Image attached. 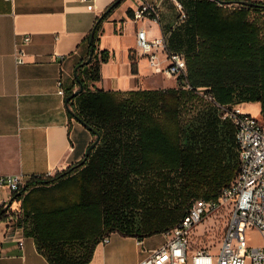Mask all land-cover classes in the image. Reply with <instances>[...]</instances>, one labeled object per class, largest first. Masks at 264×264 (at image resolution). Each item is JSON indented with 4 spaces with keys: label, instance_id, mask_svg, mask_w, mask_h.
<instances>
[{
    "label": "trees",
    "instance_id": "1",
    "mask_svg": "<svg viewBox=\"0 0 264 264\" xmlns=\"http://www.w3.org/2000/svg\"><path fill=\"white\" fill-rule=\"evenodd\" d=\"M123 1L114 0L96 18L85 37L92 58L78 64L65 92L67 98L82 87L66 106L71 118L92 127L95 145L87 158L54 176H33L12 195L16 200L30 188L50 187V200L24 205L23 218L54 264H87L95 245L113 231L139 238L161 233L195 199H217L239 172L235 128L217 104L259 101L264 112V40L259 23L250 20L264 10L260 1L179 0L187 16L177 28L191 26L189 52L168 45L186 56L187 76L177 87L92 88L101 78L100 63L110 58L106 49L97 55L99 33ZM230 3L237 6L230 9ZM4 208L0 220L7 217ZM14 219L22 223L18 214Z\"/></svg>",
    "mask_w": 264,
    "mask_h": 264
},
{
    "label": "crops",
    "instance_id": "2",
    "mask_svg": "<svg viewBox=\"0 0 264 264\" xmlns=\"http://www.w3.org/2000/svg\"><path fill=\"white\" fill-rule=\"evenodd\" d=\"M113 1L94 0L89 8L80 0H0V176L18 175L26 183L33 176H54L84 158L95 136L69 116L66 97L58 94V82L65 92L71 88L76 67L89 55L85 37ZM142 1L154 0H124L103 22L96 52L99 56L101 50H109L110 58L100 63L101 78L92 88L128 92L178 86L180 77L153 73L147 60L138 55L137 30H147L151 38L164 35L171 50L189 52L191 25L177 28L179 12L172 0H160L158 23L135 22L133 12ZM252 14L261 15L264 10ZM25 36L30 37L27 44H23ZM261 37L264 40L262 31ZM18 49L25 52L22 64L15 60ZM154 75L165 76L172 83L154 84ZM244 106L264 122L261 102H245ZM47 189L50 187L30 188L12 200V190L0 185V208L8 207L22 222L10 217L0 220V264H54L29 232L32 222L24 228L23 218L24 205L50 200ZM164 232L151 240L153 235L139 238L115 230L106 245H95L87 264H139L148 250L166 241ZM205 232L204 228L201 235ZM251 233L259 234L248 231L249 243L261 246L263 241H254Z\"/></svg>",
    "mask_w": 264,
    "mask_h": 264
},
{
    "label": "built area",
    "instance_id": "3",
    "mask_svg": "<svg viewBox=\"0 0 264 264\" xmlns=\"http://www.w3.org/2000/svg\"><path fill=\"white\" fill-rule=\"evenodd\" d=\"M93 7L94 0H80ZM175 2L179 12L177 25L187 14L179 0ZM232 5L231 3L228 4ZM135 22L160 20V0L142 1L133 12ZM30 41L25 36L23 44ZM137 53L145 58L151 71L167 77H186L187 61L182 52L169 51L165 36L149 37L145 29L137 30ZM25 52H15L17 64L24 63ZM58 94L64 96L62 82H58ZM209 100L214 97L209 94ZM221 118L231 121L235 128L238 145L239 172L236 178L222 188L217 199H195L186 214L169 230L164 232L166 241L159 247L148 250L139 264H264V122L244 111L240 103L219 105ZM25 182L21 176H0V185L12 192L19 191ZM228 219L221 238V247L215 253L207 248L193 249L191 240L197 225L213 211L226 207ZM17 214L6 216L16 217ZM257 230L262 237L261 246L249 243L248 231ZM109 236L101 238L99 244L106 245ZM22 240L19 246L22 247ZM139 246L144 243L138 240Z\"/></svg>",
    "mask_w": 264,
    "mask_h": 264
},
{
    "label": "rangeland",
    "instance_id": "4",
    "mask_svg": "<svg viewBox=\"0 0 264 264\" xmlns=\"http://www.w3.org/2000/svg\"><path fill=\"white\" fill-rule=\"evenodd\" d=\"M251 20H254L260 24L261 31H262L263 37H264V14H261V15L260 14L259 15L252 14ZM166 83H172V81L169 80L165 76L154 75V84H166ZM74 89L78 90V87H75ZM209 94L211 95V93H209L208 89H205L203 91V95H205V98H208ZM250 102H252V101H250ZM233 103H236V102H233ZM244 103L245 102L240 103L242 108L245 107ZM251 107L253 109L255 108V106H251ZM94 139H95V137H94ZM228 209H229V207L227 208V206H226V207L220 209L219 211L211 212L209 214V216L205 217L197 225L199 227L197 228V230H196V232L193 235L192 240H191V245H192L193 249L207 248L210 250L215 249V251H218L220 249L221 238H222L223 231L225 229V225H226V222L228 219V212H229ZM204 228H205L206 232L204 235H201L203 233ZM251 235H252V238L254 239V241H262V237L258 233H251ZM159 237H160V235L155 234L150 239L155 240Z\"/></svg>",
    "mask_w": 264,
    "mask_h": 264
},
{
    "label": "water",
    "instance_id": "5",
    "mask_svg": "<svg viewBox=\"0 0 264 264\" xmlns=\"http://www.w3.org/2000/svg\"><path fill=\"white\" fill-rule=\"evenodd\" d=\"M242 4H244V5H251L252 3L248 2V1H243ZM93 37H94V34L92 33L91 38H90L91 43L93 42ZM92 55H93V48H91V50H90L89 58L85 62H83L81 65H83L84 63H88L91 60ZM81 89H82V87H80L78 90H75L73 92V94H71L70 96H68L66 98V102L69 101L71 98H73L75 95H77L81 91ZM79 122H81L90 131H93L94 132V130L92 129V127H90L87 124H84L82 121H79ZM96 136H98V135H96ZM95 142L96 141H94L93 143L90 144L89 148L87 149V151L85 153V156H84L85 158H87V156L89 155V151L95 145ZM7 209H8V207L7 208H4V211H7Z\"/></svg>",
    "mask_w": 264,
    "mask_h": 264
}]
</instances>
